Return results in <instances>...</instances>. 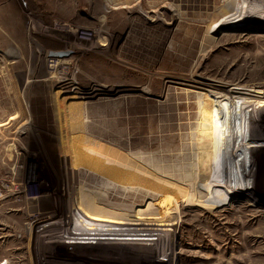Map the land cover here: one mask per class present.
<instances>
[{
  "label": "rangeland",
  "instance_id": "374dc122",
  "mask_svg": "<svg viewBox=\"0 0 264 264\" xmlns=\"http://www.w3.org/2000/svg\"><path fill=\"white\" fill-rule=\"evenodd\" d=\"M247 5L0 0V264H264V21L254 14L224 24ZM84 27L94 29L91 41L78 37ZM52 51L71 53L49 70ZM210 93L220 97L207 101L203 124L219 136L207 141L206 170L224 168L217 178L239 186L221 183L222 199L208 185L206 197L190 200L172 190L192 183ZM235 100L243 108L231 110L243 113L233 122L225 115ZM90 154L126 159L125 181L74 166L72 158ZM87 186L136 205L177 203L178 236L167 242L175 246L81 239L95 248L82 252L60 204ZM80 227L107 234L88 220Z\"/></svg>",
  "mask_w": 264,
  "mask_h": 264
},
{
  "label": "bare ground",
  "instance_id": "6f19581e",
  "mask_svg": "<svg viewBox=\"0 0 264 264\" xmlns=\"http://www.w3.org/2000/svg\"><path fill=\"white\" fill-rule=\"evenodd\" d=\"M247 6H248V9L245 11V13L243 12L242 8H241L242 9L241 11L240 10L238 11V8H235L234 15L239 12L238 18L233 17L232 19H228V18L226 19V17H225L226 23H224V24L232 25V24H235L237 22H244V21H247L248 18H250V17H253L254 19H256L257 15H254V14H258V16H259L258 20L264 21V0H249V5H247ZM231 15H233V14H231ZM232 20H234V22H232ZM224 24H220V25H224ZM261 24L264 25L263 22ZM57 62L59 64L61 61H57ZM52 66L56 67V64L54 63V64H52ZM61 74H62L61 75L62 78L69 77V75H70V73H61ZM69 78H66V79H69ZM231 91H232L231 94L236 95V96L239 93V91L238 90L236 91L235 89L231 90ZM210 95H211V93L207 96H204L203 100H202V105H201L202 121H201V126L199 129L198 141L196 143L197 145L195 148V151H196L195 156H197L199 158H198L197 165H195V168L193 170L194 173L192 174V179H191L192 183L188 182L189 188L186 191H183L181 189L178 190L175 188L174 190H172L173 194L176 193L178 195V194L182 193V194H184L183 196H189V197L192 194L193 195L198 194L200 196L199 198H201V196L206 197V194H209L208 185H211V186H214L216 188L215 189V196H218V197L223 199V196H221V194L218 192L219 190L222 189L223 185H226V186L229 185L232 187H238L239 186L238 183L228 182L229 178H228V180H223L222 178H219V179L217 178V176H220L222 174L224 168L223 169H219V168L216 169V172L214 174H213V172L206 170L207 166H209V161H208L207 155H209L208 152H209V148H210L209 143L207 141H209L210 138L215 136V135L219 136L218 135L219 130H216V133H215L213 126L211 125V122L207 123L206 125L203 124V122H204L203 120L207 117L206 116V109H208V107H206V106H208L207 101H209V98H212V97H213L212 99H214L215 97H216L215 99H218L220 97V94H214L211 97H210ZM213 101H215V100H213ZM234 103L236 104V107L234 106L235 108H233V107L229 108L232 105L231 106L228 105V108L230 110L231 109L237 110L239 108H243V107H241L240 103L237 102L236 100L234 101ZM242 113H243L242 110H240V111H233V110L229 111L228 110L226 112L225 119L227 120L230 118L234 122L236 119L239 118L237 116V114H242ZM203 125H204V128H203ZM237 135H238V133H236L233 142L239 139L237 137ZM216 138H217V141L215 140L216 141L215 147L217 148L218 142H219V140L221 141V139L219 137H216ZM237 144L239 145L240 143H237ZM160 148L162 149V147H160ZM219 159H220L219 164L216 163V165L222 166L223 165L222 155L219 156ZM72 161L74 162L75 167L80 166V165H84L85 167L96 170V171H98V173H101L103 176L105 175L106 177H109L110 179H114V180L125 181V179L127 178L128 174H129L127 168L126 169L121 168V167H123L124 164H127L126 159L121 160L117 157L104 158L103 156L101 157V156L90 154L89 156L81 155L80 158H72ZM119 166H121V167H119ZM118 167L121 170L115 169ZM123 168H125V167H123ZM162 171H164V170H162ZM232 172H235V171H232ZM235 173L238 174L237 172H235ZM27 178L30 179L31 177L28 176ZM126 185H128V184H126ZM141 186H142V184H141ZM87 188H90V189L83 191L81 196L78 197L77 189H75V187H74L71 190V192H73V194L69 193L67 196V197H69V195H70L69 199L67 198L66 201L64 200V203L62 202V204H60V206L64 207V209L66 210L65 211L66 218L71 220L70 225H71V229H73V235L78 239V241H76V242L78 244V247L80 246L79 249L82 250V252H85V251L91 252L95 248L91 247L93 245L92 243L91 244L86 243L85 240L83 241L81 239H89L93 243L99 242L102 245L103 244L108 245L110 241L112 243H115V242H125V240L128 241V243H142V242H137V241H151V243L152 242L156 243V242L160 241V242H162V244L166 245L167 242H169V243L173 242L171 240L172 235L178 236L177 235V232H178L177 224L179 223V221L182 220V213H183L181 206H179V204H178V206H179L178 212H176V210H175V212H173L172 208H173V206L174 207L177 206V203H171L170 201H168V200L166 201L165 199H162L160 201H157V200L156 201H150L146 205H136L132 202L126 201L122 197L113 195V194L108 193V192H104L99 188L97 189V188H92L89 186H87ZM64 191H65V189H64ZM226 191H228V189H226ZM74 192H76L77 196L74 195L75 194ZM72 195H74L73 200H72ZM226 196H229V194L226 193ZM220 198H218L219 201L222 200ZM229 199L230 198L226 197L222 201L227 202ZM59 200H61V199H59ZM190 200H191V197H190ZM190 209H192V208H190ZM42 217H43V214L34 215L33 221L31 223L36 222V221H40L42 219ZM84 220H88L89 222H92L93 230L100 231L101 233H107L108 235L107 234L106 235L102 234V235H98V236L91 235V234L85 233V229H82L81 227L78 230V227L80 225L84 224ZM169 223H170V226L174 225L175 228L174 229L167 228V227H169L168 226ZM74 231H76V232H74ZM74 236H71V237L74 238ZM85 236L87 238H84ZM123 244H126V243H123ZM167 245L175 246L172 244H167ZM163 247H165V246H163ZM120 249H122V248H118V250H120ZM117 254L122 255L121 252H119V251H116L115 255L117 256Z\"/></svg>",
  "mask_w": 264,
  "mask_h": 264
},
{
  "label": "built area",
  "instance_id": "2783aa9c",
  "mask_svg": "<svg viewBox=\"0 0 264 264\" xmlns=\"http://www.w3.org/2000/svg\"><path fill=\"white\" fill-rule=\"evenodd\" d=\"M94 34H95L94 29L84 27V28H81V30L79 31L78 37L81 40L91 41L94 38ZM57 61H61V59H59L58 57L50 56V58H48L46 61L48 69L52 70V68L49 67L48 64L52 65V64L56 63Z\"/></svg>",
  "mask_w": 264,
  "mask_h": 264
},
{
  "label": "water",
  "instance_id": "95a60500",
  "mask_svg": "<svg viewBox=\"0 0 264 264\" xmlns=\"http://www.w3.org/2000/svg\"><path fill=\"white\" fill-rule=\"evenodd\" d=\"M70 53V51H52L51 56L64 57L68 56Z\"/></svg>",
  "mask_w": 264,
  "mask_h": 264
},
{
  "label": "crops",
  "instance_id": "0c3cea01",
  "mask_svg": "<svg viewBox=\"0 0 264 264\" xmlns=\"http://www.w3.org/2000/svg\"><path fill=\"white\" fill-rule=\"evenodd\" d=\"M49 49H51V48H49Z\"/></svg>",
  "mask_w": 264,
  "mask_h": 264
}]
</instances>
